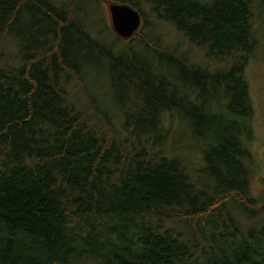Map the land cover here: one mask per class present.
<instances>
[{"label":"trees","instance_id":"obj_1","mask_svg":"<svg viewBox=\"0 0 264 264\" xmlns=\"http://www.w3.org/2000/svg\"><path fill=\"white\" fill-rule=\"evenodd\" d=\"M108 1L136 35L98 0H0V264H264V0Z\"/></svg>","mask_w":264,"mask_h":264},{"label":"rangeland","instance_id":"obj_2","mask_svg":"<svg viewBox=\"0 0 264 264\" xmlns=\"http://www.w3.org/2000/svg\"><path fill=\"white\" fill-rule=\"evenodd\" d=\"M99 10L95 13L96 16L103 17L104 23L110 27V16L108 12L107 0H98ZM264 19V14L262 15ZM136 35V34H135ZM259 45L257 50L250 58L248 66L245 70V76L249 84V92L254 107V114L252 118V126L254 138L251 142V150L253 153V172L252 185L254 192L260 191V178L264 176V20L260 25ZM165 125L169 128V132L173 137H177L180 144L184 145L188 150L197 153L196 149L191 147L192 142L188 141L184 127L175 118H168Z\"/></svg>","mask_w":264,"mask_h":264},{"label":"water","instance_id":"obj_3","mask_svg":"<svg viewBox=\"0 0 264 264\" xmlns=\"http://www.w3.org/2000/svg\"><path fill=\"white\" fill-rule=\"evenodd\" d=\"M110 28L120 38L127 39L137 33L141 25L139 12L127 3L108 1Z\"/></svg>","mask_w":264,"mask_h":264}]
</instances>
